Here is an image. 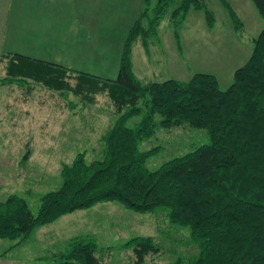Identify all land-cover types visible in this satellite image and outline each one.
Returning a JSON list of instances; mask_svg holds the SVG:
<instances>
[{
	"label": "trees",
	"instance_id": "1",
	"mask_svg": "<svg viewBox=\"0 0 264 264\" xmlns=\"http://www.w3.org/2000/svg\"><path fill=\"white\" fill-rule=\"evenodd\" d=\"M251 1L264 19V0ZM220 2L239 24L229 3ZM150 3L145 0L143 13L128 31L115 79L18 53L6 57L1 84L33 82L65 97L81 96L87 103L106 95L117 119L101 136L102 157L88 161L83 151L63 164L60 188L41 197L36 214L17 195L0 202V239L18 246L35 229L67 214L115 202L138 213L162 208L171 223L190 229L198 255L172 264H264V28L225 90L207 73H195L186 82L143 84L131 62V48L139 37L148 47L168 13L175 31L191 11L203 12L209 27L215 21L204 0H158L153 8ZM175 36L179 38L177 31ZM136 116L141 121L130 127ZM182 126L207 130L209 143L149 170L146 162L159 147L143 152L140 144L157 129ZM123 247L133 249L137 264L161 250L150 236L134 237ZM97 250L92 238H73L55 257L56 264H100Z\"/></svg>",
	"mask_w": 264,
	"mask_h": 264
},
{
	"label": "rangeland",
	"instance_id": "2",
	"mask_svg": "<svg viewBox=\"0 0 264 264\" xmlns=\"http://www.w3.org/2000/svg\"><path fill=\"white\" fill-rule=\"evenodd\" d=\"M150 2V8H153L157 0ZM204 2L211 11L215 10L212 2L221 7L217 0ZM129 8L133 10L129 14L130 26L136 21L143 4L134 0L129 2ZM150 15L154 17V13ZM189 15L176 27L182 41L170 34L173 30L176 32L170 13L161 19L156 36L149 38L150 45L156 44L152 58L149 57L150 47L142 44V37L133 43L131 62L137 80L143 83L169 79L186 82L195 73H207L217 77L222 90L231 85L233 71L245 63H242L244 51L236 52L230 38L226 39L228 42L221 41L216 33L208 35L207 30L197 23L199 31L194 33V16ZM100 36L106 42L112 41L113 51L78 53L74 58V70L115 79L119 66L116 48L120 47V37ZM9 39L0 35V50L9 49V45L19 48L8 42ZM17 44L24 47L23 37L17 40ZM97 47L105 48L100 39ZM12 54L0 52V81L6 77V57ZM71 83L74 85L76 81L71 80ZM116 119L114 107L106 95H98L95 102L87 103L81 96L69 93L65 97L33 82H0V202L9 195H17L36 214L41 197L60 188L63 164L71 163L78 152L83 151H87L88 161L102 157L104 144L101 136ZM140 121L141 116H136L128 125L135 127ZM208 143L207 130L182 126L157 129L154 136L140 144L139 149L144 152L159 147L146 162L149 170H156L165 162ZM71 214L35 229L18 246H14L15 241L0 239V256L6 252V257L0 258V264H56L53 256L65 251L73 238L82 236L97 243L96 255L100 264H137L133 249L123 247L134 237L150 236L161 249L147 255L142 264H172L177 259L189 262L199 252L190 229L171 223L167 210L162 208L138 213L115 202H104ZM48 228L51 230L47 231ZM40 229H44L42 234H38ZM37 256L43 259L35 260Z\"/></svg>",
	"mask_w": 264,
	"mask_h": 264
},
{
	"label": "crops",
	"instance_id": "3",
	"mask_svg": "<svg viewBox=\"0 0 264 264\" xmlns=\"http://www.w3.org/2000/svg\"><path fill=\"white\" fill-rule=\"evenodd\" d=\"M131 1L134 0H1L0 26L3 29L0 30V35L10 37L8 42L19 48L14 49L13 46L9 45V49L0 50V52L18 53L74 69V58L78 53L113 51L112 41L106 42L105 38L100 36L108 34L120 37L118 42L120 47L116 48L119 72L124 42L132 26H129L128 22L129 14L133 12L129 8ZM140 1L143 8L138 17L145 8V0H138V4ZM217 1L221 7L212 2L215 9H212L215 17L213 26H208L203 12L191 11L188 15L194 16L195 21L192 29L195 33L199 31L197 25H201L207 30L208 35L214 32L218 38H222L221 41L228 42L226 39L230 38V42L234 46L232 49L237 50L236 52L244 51L242 63L244 61L246 63L249 55H251V48L255 39L264 28V22L261 21L260 14L251 0H226L236 13L239 20L237 25L234 24L220 0ZM183 33H187V30H183ZM170 34L176 37L174 30ZM20 37H23L24 47L17 44ZM98 39L103 42L105 48H96ZM179 40L182 41L181 38ZM155 45V43H151L148 46V48L150 47L149 57L151 56V58L152 49ZM27 53L34 54L28 55ZM47 53H50V56L47 57ZM146 60L149 61L147 58ZM44 229H40L38 234H42ZM46 230H51V228ZM57 255L53 258L55 259ZM3 256L6 257V252L0 258ZM40 259L43 258L37 256L35 260Z\"/></svg>",
	"mask_w": 264,
	"mask_h": 264
}]
</instances>
